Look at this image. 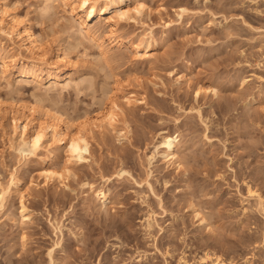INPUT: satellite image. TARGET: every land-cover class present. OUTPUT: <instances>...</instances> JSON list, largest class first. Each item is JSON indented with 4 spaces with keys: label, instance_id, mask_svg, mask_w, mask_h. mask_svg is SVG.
Returning a JSON list of instances; mask_svg holds the SVG:
<instances>
[{
    "label": "rangeland",
    "instance_id": "374dc122",
    "mask_svg": "<svg viewBox=\"0 0 264 264\" xmlns=\"http://www.w3.org/2000/svg\"><path fill=\"white\" fill-rule=\"evenodd\" d=\"M137 1L145 11L120 21L114 31L124 40L112 45L103 19L90 21L95 38L85 35L61 0L47 7L45 0H0L40 46L21 50L0 26V180L15 181L0 208V264H48L50 249L55 264H198L204 253L264 264V220L248 194L251 187L264 193V0ZM179 7L187 9L181 17ZM135 43L154 44L150 55L135 52ZM59 47L75 65L56 58ZM49 64L71 78L48 81ZM25 69L38 79L21 80ZM126 94L143 102L126 105ZM112 100L122 107L124 135L93 127L92 156L70 160L62 183L41 174L68 159L50 130L36 153L20 154L30 104L38 109L32 128L50 121L47 108L74 132ZM162 130L179 134L181 165L162 158ZM120 169L127 172L118 176ZM90 184L108 190L105 205ZM21 196L29 218L20 217Z\"/></svg>",
    "mask_w": 264,
    "mask_h": 264
},
{
    "label": "bare ground",
    "instance_id": "6f19581e",
    "mask_svg": "<svg viewBox=\"0 0 264 264\" xmlns=\"http://www.w3.org/2000/svg\"><path fill=\"white\" fill-rule=\"evenodd\" d=\"M54 0H45L46 5L45 7L49 6ZM64 4L70 7V10L74 16L79 19V25L81 26V31L83 34L88 35L92 38H95L96 35V26L90 25V21L98 16L100 19H103L105 23L110 26L111 30L109 32V38L112 39V45L119 44L124 40L122 36L115 34L114 29L120 23V21H127L133 20L136 15H141L145 11V5L142 2L137 0H61ZM111 13L109 15H105L106 13ZM187 9L185 7H179L178 15L181 17ZM0 26L1 31L6 35L12 37V34L18 38L19 41V48L24 51H28L29 53H37L40 46L37 43V39L35 35L24 25L21 24L20 19L16 15L8 14L7 8L3 5H0ZM116 35V36H115ZM131 44V42H130ZM133 49L135 52L140 53L143 57H147L150 55L148 52L149 49L152 47L150 43L144 44H132ZM100 50V56L105 57L107 50L102 43L98 44ZM141 49H144L143 51ZM60 53L57 54L56 58L59 61H63L66 66L75 65V62L71 61L69 58L64 55L63 48L59 47ZM109 52V51H108ZM108 54V53H107ZM14 58V56H12ZM22 63L25 65L28 63L36 62V58H22ZM5 64H7L4 61ZM48 73L46 78L50 82H59L63 78H71L70 73L67 71L55 72L52 69L51 64L48 66ZM20 79H26L28 77H32L34 79H38L37 73L34 70H21L19 71ZM202 87L196 90V94L200 93ZM208 89V88H207ZM210 91H213L215 94V89L211 88ZM124 103L126 105L135 104L137 102H143V98L134 97V95H123ZM18 107V105H17ZM19 108V107H18ZM28 114L30 118L21 126L22 130L20 132V154L23 153L24 157L29 154H34L41 147L42 143H44L43 139L46 137V131H51V139L55 146H59L61 143L64 144L67 152H68V159L65 165L60 168L56 169L53 167H47L41 170V174L47 181H54L58 180L61 183L64 181V178H67L69 174H71L70 167L68 163L70 160H74L75 162L80 161H88L92 156V152L90 150V130L93 127L98 129L108 128L113 131H117V133L123 134L128 127L126 125V120L121 115L122 107L120 103L115 100H112L110 106L106 108L103 114L94 117H86L77 127H75V131L69 130L70 123L67 120H63L61 116H56L49 113L47 108L43 111V116L45 119L50 118V121L45 120L44 122H40L39 127L32 128L31 122L32 117L38 112V109L33 105L30 104L28 106ZM2 103L0 102V114H2ZM2 116V115H1ZM15 120V126L17 127ZM120 121L124 122L123 128L120 130H116V126ZM61 124V126H58ZM124 135V134H123ZM46 139V138H45ZM180 140L179 134L170 133L167 130H162L160 134V141L159 145L161 146V156L162 158L168 163H176L177 166L181 165V159L178 154V142ZM180 151V150H179ZM22 155V157H23ZM26 155V156H25ZM153 155H151L152 158ZM124 169H120L117 172V175H121L125 173ZM15 184L14 179L10 180L9 185H3L0 180V208L5 206L4 203L7 199V196L10 194L11 186ZM90 184V188H94L93 185ZM252 188V187H251ZM248 188V194L255 200V207L256 210L261 214L262 219L264 220V193L256 189ZM93 195L101 202V205H105L108 201V194L105 188L98 187L91 189ZM27 206L24 203L22 196L20 199V217L22 219L29 218V212L27 211ZM153 212L147 214L144 218L146 219L145 229L147 230L148 234L150 233V229L154 224L155 217L153 216ZM52 249L48 250L49 255V262L48 264H55L56 259L51 256ZM141 256V255H140ZM143 256V255H142ZM144 256H146L144 254ZM143 256V257H144ZM212 256V255H211ZM208 253H204L199 256L198 264H229L224 260L217 258H211ZM182 264H188V261L183 259Z\"/></svg>",
    "mask_w": 264,
    "mask_h": 264
}]
</instances>
